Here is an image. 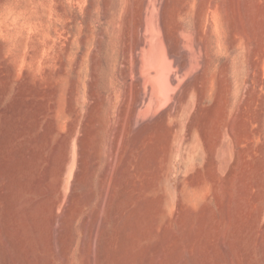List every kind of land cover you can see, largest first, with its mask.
<instances>
[{
  "label": "rangeland",
  "instance_id": "374dc122",
  "mask_svg": "<svg viewBox=\"0 0 264 264\" xmlns=\"http://www.w3.org/2000/svg\"><path fill=\"white\" fill-rule=\"evenodd\" d=\"M215 1L229 72L164 146L119 114L115 24L141 0H0V264H264V0Z\"/></svg>",
  "mask_w": 264,
  "mask_h": 264
},
{
  "label": "bare ground",
  "instance_id": "6f19581e",
  "mask_svg": "<svg viewBox=\"0 0 264 264\" xmlns=\"http://www.w3.org/2000/svg\"><path fill=\"white\" fill-rule=\"evenodd\" d=\"M141 1L142 3L140 5L139 10H137L136 14L134 13L132 7L129 11L128 17L127 18L124 17L126 18V20L123 17H121L115 24L116 27L120 25H123L125 27L123 54L120 57V61L118 62V64H116L114 68L115 70L120 65V75H121L122 85L120 89L119 114L123 124L126 119L128 118L130 119L133 126V131L135 130V128H137L138 131L135 130L136 132L139 131L144 132L147 129H145L144 131H141L140 129L153 127L157 132V141L160 142V143L158 142L159 145L160 144L164 145L163 142H166L165 144H169L174 137H180V136L182 137V127L180 128L181 130H179L178 123L177 122L171 123V121L177 119L180 114L184 116L189 112L192 106L191 99L195 96L199 97L196 105V107L199 110L202 106V100L204 97L205 89L207 87V83L211 84L212 90H214L216 84L218 85L217 87L218 89L221 88L220 86H223V82H224L223 70L219 64L221 60L225 57V62L223 66L227 74L229 72V66L231 63L230 62L231 49L232 48L237 49V39L234 36H231L229 45L227 46V44H225L222 33L223 31L221 32V27L218 20V9L215 0H141ZM169 2L177 3L179 4L180 7V9L178 10H180L181 16L175 25H171L170 24L171 22H169L166 17L167 15L166 13L169 11V9H167L168 11L166 10V6L167 3ZM171 3H169V5ZM187 12L190 14L192 13L195 19V26L193 31H188L184 27L185 25H184L183 15ZM204 14H206V18H205L206 21H204L203 19ZM209 18L212 19V22H208ZM121 29H123V27ZM61 31L58 30V32L62 33ZM65 32L66 33H63L64 36L65 34L66 36H68L67 31ZM60 38H61V34H60ZM110 54L112 55L111 52ZM46 59L48 60V58ZM93 60L95 63V59ZM94 63L92 62V65ZM99 63H100L99 61H96L93 71L95 86H100L101 84L105 92H108L110 95H112V93L113 92L115 93L116 90L114 81L112 79L113 74L111 75V77H107L104 72L105 69L99 71V65H100ZM208 73L210 74V77H208L209 75ZM226 74L225 76H227ZM91 95H95V94H91ZM97 103L98 101H96V103L94 102L93 105L95 104L97 105ZM98 111L100 112V110ZM178 121L180 123V120ZM126 122H128V120ZM86 125L88 124L86 123ZM122 129L124 130V128ZM128 129H129V125H128ZM149 131L150 130H148V132ZM127 134L125 138H127ZM120 135H121V130H119V136ZM138 135L140 136V134ZM143 135L145 137V134ZM119 136L115 142V146L117 147L119 145V141H120V145L122 143L121 142L122 140H120ZM137 136L134 135V137L136 138ZM125 140L127 141V139ZM125 140L124 143L126 142ZM157 141L154 144H158ZM134 144H138V143H134ZM154 144H151V146ZM157 150L156 152H158ZM161 150L163 149H160V151ZM141 152L143 151L141 150ZM111 153L113 152L111 151ZM153 158L150 159L153 161L154 160ZM156 162L158 163V160ZM157 163H155L154 165H156Z\"/></svg>",
  "mask_w": 264,
  "mask_h": 264
}]
</instances>
